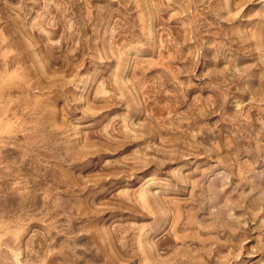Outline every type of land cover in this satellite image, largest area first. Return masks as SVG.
I'll return each instance as SVG.
<instances>
[{"label":"rangeland","instance_id":"1","mask_svg":"<svg viewBox=\"0 0 264 264\" xmlns=\"http://www.w3.org/2000/svg\"><path fill=\"white\" fill-rule=\"evenodd\" d=\"M0 264H264V0H0Z\"/></svg>","mask_w":264,"mask_h":264}]
</instances>
